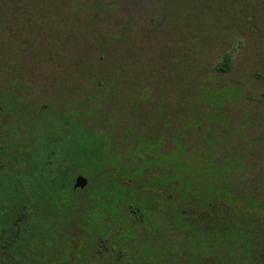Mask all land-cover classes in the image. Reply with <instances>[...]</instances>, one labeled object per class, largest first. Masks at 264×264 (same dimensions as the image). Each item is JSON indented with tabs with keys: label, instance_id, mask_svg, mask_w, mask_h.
I'll list each match as a JSON object with an SVG mask.
<instances>
[{
	"label": "rangeland",
	"instance_id": "374dc122",
	"mask_svg": "<svg viewBox=\"0 0 264 264\" xmlns=\"http://www.w3.org/2000/svg\"><path fill=\"white\" fill-rule=\"evenodd\" d=\"M1 92L20 97L26 122L46 112L36 150L89 184L69 234L137 191L158 244L99 224L108 242L132 240L129 264H198L214 244L225 264H264V0H0ZM9 127L26 130L0 112V139ZM214 195L231 213L179 214Z\"/></svg>",
	"mask_w": 264,
	"mask_h": 264
},
{
	"label": "trees",
	"instance_id": "16d2710c",
	"mask_svg": "<svg viewBox=\"0 0 264 264\" xmlns=\"http://www.w3.org/2000/svg\"><path fill=\"white\" fill-rule=\"evenodd\" d=\"M229 60L230 57L226 56L221 71L229 69ZM22 107L20 97L0 93V112L17 114L23 128H26L20 133L18 129L9 127L0 139V264H129L130 255L133 258L132 240L118 234L119 242H108V237L103 236L104 228L99 227V224L109 219V224L115 228L126 225L124 230H136V238L146 231L150 241L154 236L148 232L152 231L148 224L157 215L156 212L150 213L147 203L138 199L137 191H123L121 194L127 199L122 202L118 200L120 208L111 210L107 206L101 219L96 222L94 231L86 234L85 229L81 228L75 231L74 236L69 234L66 222L76 215L74 210L89 184L83 188L81 195L75 193V167L56 154L52 158V153H47L46 145L36 150L31 139L35 128L49 130L44 121L46 112L37 117L32 115L31 120L26 122ZM29 123L32 128H29ZM151 182L147 184L152 186ZM108 184L104 182V185ZM160 188L161 185H157L159 194ZM258 227L264 232V226ZM215 230L222 232V225ZM189 233L179 235L182 244L191 239ZM95 236L99 237L94 241ZM217 247L214 244L208 249L209 252L199 256L198 264H225L221 253L217 254ZM197 249L204 250L202 243ZM187 264L193 263L187 261Z\"/></svg>",
	"mask_w": 264,
	"mask_h": 264
},
{
	"label": "flooded vegetation",
	"instance_id": "af4514ba",
	"mask_svg": "<svg viewBox=\"0 0 264 264\" xmlns=\"http://www.w3.org/2000/svg\"><path fill=\"white\" fill-rule=\"evenodd\" d=\"M160 194L165 200V202H168L166 192L163 191L161 188H160ZM239 195H242V194L240 192L234 193L233 196H239ZM223 197L214 195L210 199V201L205 204L203 208L193 207L194 205L190 203L184 204L182 208L179 209V214L182 216L184 221L188 224L189 222H194V221H203V220H210V219L215 220L217 219L216 215L218 214L220 215V212H225L227 214L231 213L230 207L226 203V198L225 197L223 198ZM248 199L252 200L254 198H248ZM240 264H249V263H247L246 259H242V261H240Z\"/></svg>",
	"mask_w": 264,
	"mask_h": 264
},
{
	"label": "water",
	"instance_id": "95a60500",
	"mask_svg": "<svg viewBox=\"0 0 264 264\" xmlns=\"http://www.w3.org/2000/svg\"><path fill=\"white\" fill-rule=\"evenodd\" d=\"M87 184L88 183L84 178H82L81 176H78L74 184L75 193L78 194L80 192V189H83Z\"/></svg>",
	"mask_w": 264,
	"mask_h": 264
}]
</instances>
